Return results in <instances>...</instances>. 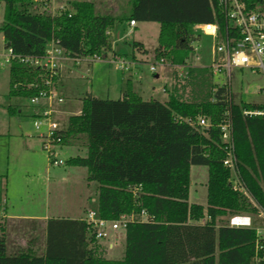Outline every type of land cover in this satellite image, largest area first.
<instances>
[{
	"label": "trees",
	"instance_id": "1",
	"mask_svg": "<svg viewBox=\"0 0 264 264\" xmlns=\"http://www.w3.org/2000/svg\"><path fill=\"white\" fill-rule=\"evenodd\" d=\"M250 9L264 0H245ZM4 48L42 56L51 39L72 58L117 55L111 31L127 21L160 23L156 59L172 66L185 64L200 38L195 26L226 20L218 0H129L130 9L115 15L97 12L93 0H70L57 11L42 12L41 0H0ZM134 49L148 53L141 41ZM125 58V55H121ZM9 95L32 98L47 89L51 71L12 61ZM57 71L53 79H59ZM166 88L169 98L144 99L128 87L118 99L87 94L79 113H72L58 132L61 144L86 149L67 160L87 170L98 183L96 209L105 219L146 210L148 220L131 221L124 229L125 252L113 259L105 254H52V245H86L95 236L84 219L48 220V253L7 254L0 222V264H250L255 230L232 227L234 213L264 212V116L246 113L263 103H234L229 83H215L208 67H190ZM188 92V98L184 94ZM9 112H17L9 106ZM200 116L212 125H198ZM229 117L234 153L247 193L232 186L223 160L227 149L219 123ZM207 165V205L190 203L191 166Z\"/></svg>",
	"mask_w": 264,
	"mask_h": 264
},
{
	"label": "rangeland",
	"instance_id": "2",
	"mask_svg": "<svg viewBox=\"0 0 264 264\" xmlns=\"http://www.w3.org/2000/svg\"><path fill=\"white\" fill-rule=\"evenodd\" d=\"M68 1L70 0H49L45 7L39 5L38 9L42 12L53 13ZM93 1H97V12L99 13L119 15L123 9L129 10V0ZM115 5L121 7V10H114ZM3 21L4 7L1 5L0 26ZM159 31L160 23L156 21H138L136 27H131L126 22H117L111 31L117 55L109 51L105 58L75 59L68 57L62 59L60 80L57 79L51 86L56 95H63L66 98V102L62 104L57 103L55 99L52 101V107L55 110L54 118L60 127L65 128L69 115L81 109L82 98L87 94L104 99H118L123 95L121 82L123 69L114 59V57H122L121 55H125L128 63L133 56L143 61L138 64L139 79L144 89L141 92L142 97L166 101L169 98L166 88L173 86L175 76H179L178 72L181 68L157 61L155 49L158 46ZM118 33H120V38L117 37ZM135 40L143 42L148 53L134 49L132 43ZM194 44L197 49L188 62L204 66L210 64L211 36L201 32L200 38ZM4 52L3 38L0 33V205L2 198H5L6 206L11 211H28L30 208L44 211L47 207L50 213H55L57 208H62L63 213H69L72 205L86 204V202L90 209L96 208V202L90 200L89 197L97 199L98 183L90 181V184H87L83 177L86 169L67 163L72 156H84L86 149H78L70 144H60L55 147V150L57 157L64 163L57 166L49 164L48 152L43 149L42 145L44 140L42 134L46 133V125H43L41 129L36 128L34 114L31 115L33 104L29 98L9 95L10 65L3 62ZM151 64H155V72L150 70ZM213 81L219 84L227 82L225 75L221 74L213 75ZM229 85L234 103L264 104V74L254 73L247 68L234 67L231 70ZM184 97L188 98V92L184 94ZM9 106L15 107L17 112L11 114ZM47 169H49L48 173ZM190 177L188 201L206 206L208 166L192 165ZM255 222L257 225H264V216L257 215ZM118 253L114 250L105 256L113 259L122 258L123 254Z\"/></svg>",
	"mask_w": 264,
	"mask_h": 264
},
{
	"label": "built area",
	"instance_id": "3",
	"mask_svg": "<svg viewBox=\"0 0 264 264\" xmlns=\"http://www.w3.org/2000/svg\"><path fill=\"white\" fill-rule=\"evenodd\" d=\"M41 1H43V4H40V6L45 7L49 0ZM217 5L226 20L224 27H221L217 22L199 23L195 26L197 34L201 35L202 32L212 38L210 64L198 66L208 67L213 75H225L226 83L230 82L231 70L234 67L247 68L254 73L264 74V7L250 9L245 0H218ZM130 24L135 25L136 21L131 20ZM68 57L56 39H51L48 42L46 52L42 56L18 54L10 47L5 48L3 54L4 63L10 64L12 61L18 60L31 66H43L51 71V78L46 80L47 89L41 90L39 95L30 98V101L33 105L40 106L42 99L49 100L47 105L37 109L33 117L37 129H41L43 125H46V133L42 134L44 139L43 149L48 152L50 162L55 165L64 163L62 159L57 157L55 150V147L61 144L62 140L58 132L63 128L54 118L55 110L52 107V101L55 99L57 103L62 104L65 100L62 96L56 95L51 86L55 84L53 77L56 76L59 70L61 60ZM103 57L105 55L94 56V58ZM196 58L199 60L198 56ZM114 59L118 61L122 69L126 68L125 58L118 56ZM157 61L161 64H167L163 59H157ZM188 61L183 65H177L181 68L178 72L179 77H185L190 67L197 66ZM150 70L152 72L156 71L155 64L150 65ZM246 113L264 116V108L246 111ZM197 122L202 127L212 125L211 120L206 116H200ZM219 128L221 141L227 149L223 163L230 170L232 186L247 193L248 190L238 171L230 118L225 117L219 123ZM257 215L264 216V212L261 211L255 215L251 213H234L228 218V224L232 227H248L255 230L254 254L250 264H264V225L256 224ZM148 218V213L143 209L139 213L121 214L119 218L110 220L101 217L97 209L93 208L88 209L85 220L89 223V228L95 238L104 239L108 238L112 231L125 229L131 221H146Z\"/></svg>",
	"mask_w": 264,
	"mask_h": 264
},
{
	"label": "crops",
	"instance_id": "4",
	"mask_svg": "<svg viewBox=\"0 0 264 264\" xmlns=\"http://www.w3.org/2000/svg\"><path fill=\"white\" fill-rule=\"evenodd\" d=\"M95 2L96 5H98L97 1ZM113 9L116 11H120L121 7L115 5L113 6ZM128 9H130V5ZM123 11L127 12L123 9L121 13H124ZM126 23H128L131 27L137 26V22L135 25H131L129 21H127ZM117 37H121L120 33L117 34ZM125 60L127 62L126 57ZM140 62L142 63L143 61L133 56L132 60H130L129 63L127 62L126 68H123L121 78L122 94L124 89L127 90V88L130 87L134 92L142 96L141 92H143L144 89L141 87L142 82L139 79L140 71L138 64ZM127 70L128 73H126ZM59 72L60 75L58 80H60L61 76V64L59 67ZM155 76L157 77V75ZM48 103V100H41L40 106L33 105L31 115H35L37 109L42 108L43 105H47ZM80 110L81 109H78L77 111H74V113H79ZM19 112H21V110ZM49 164L57 166L55 164H52L51 162ZM48 171L49 169H47V173ZM83 177L86 183L90 184V181L87 179V170L86 172H84ZM89 199L93 202H96L97 200L95 197L91 196L89 197ZM88 209H90V206H88V202H86V204L80 203L72 205L69 208V213H63L62 208H57L55 213H50L49 210H47V207H45L44 211H37L36 208H30L28 211H11L6 206V199L2 198V203L0 205V222L4 226L3 234L6 237L7 254H19L21 252H29L31 254H47L48 220L51 218H72L85 220ZM125 245L126 237L124 229H119L117 231H112L108 238H89L87 239L86 245H76L75 247H73L69 246L68 244L61 243L58 246L52 245L51 248L52 254L53 252L56 254H111L114 250H117L119 252L118 254H124Z\"/></svg>",
	"mask_w": 264,
	"mask_h": 264
}]
</instances>
